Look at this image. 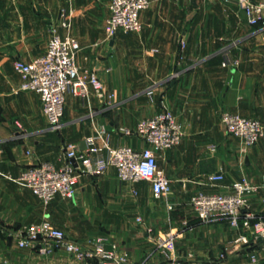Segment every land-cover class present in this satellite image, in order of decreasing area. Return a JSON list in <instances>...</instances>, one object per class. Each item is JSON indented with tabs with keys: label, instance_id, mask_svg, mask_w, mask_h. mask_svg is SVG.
I'll return each instance as SVG.
<instances>
[{
	"label": "crops",
	"instance_id": "0c3cea01",
	"mask_svg": "<svg viewBox=\"0 0 264 264\" xmlns=\"http://www.w3.org/2000/svg\"><path fill=\"white\" fill-rule=\"evenodd\" d=\"M72 1L65 8L72 7L71 34L81 46L77 65L97 73L114 98L68 95L61 126L51 130L39 94L17 90L13 61L44 54L47 23L56 16L59 0H0V239L6 241L4 246L0 240V254L9 264L96 263L59 248L50 254L18 248L3 235L46 220L80 245L97 237L116 243L132 264L164 260L160 241L170 236V257L184 263L217 264L225 254L227 264H264V240L255 241L224 221L201 222L188 204L199 191L228 193L229 184L245 177L256 188L249 210L264 219V141L241 154L240 143L220 122V113L228 111L264 125L263 27L248 24L236 0H151L139 16L141 31H120L105 40L107 0ZM163 109L183 131L176 146L157 153L158 166L170 179L172 219L160 209L161 216L136 222L135 199L145 187L150 192L149 186L135 184L134 194L112 167L101 175L80 176L74 198L57 196L46 206L15 181L34 162L59 167L65 146L85 149V139L101 125L110 147H143L141 139L120 129L133 131L140 119ZM213 174L223 179L210 184ZM244 233L249 243L235 247L233 241Z\"/></svg>",
	"mask_w": 264,
	"mask_h": 264
},
{
	"label": "built area",
	"instance_id": "2783aa9c",
	"mask_svg": "<svg viewBox=\"0 0 264 264\" xmlns=\"http://www.w3.org/2000/svg\"><path fill=\"white\" fill-rule=\"evenodd\" d=\"M150 1L107 0L109 14L104 24L105 40L114 38L120 31H141L139 16L148 9ZM235 4L243 11L248 24L260 25L264 29V0H236ZM55 15L47 23L49 39L44 54L28 62L18 58L13 61V70L20 78L17 90L39 94L41 113L51 130L61 126L68 95L87 98L93 92L99 100L110 101L114 98L112 92L104 89L97 73L82 72L77 65L75 58L80 44L71 34V8L60 7ZM220 114V122L227 134L240 143L241 154L258 141H264V125L258 119L228 111ZM95 132V135L85 139L83 150L67 144L59 167L50 162H34L15 181L36 195L44 206L57 196L62 199L74 198L80 176L101 175L109 167L114 168L120 182L129 185L134 194L136 191L132 186L139 182L148 184L153 199L168 194L170 179L159 168L157 153L176 146L183 136L170 110L163 109L140 119L133 131L120 129L127 136L135 135L141 139L144 146L140 148L127 145L110 147L104 126H99ZM103 152H106L105 157L90 158V155ZM222 179L221 174L208 177L210 184ZM228 188V193L199 191L194 194L190 198L194 217L204 223L224 221L233 229L247 232L255 241L264 240V219L255 217L249 210L248 198L256 188L245 177L233 181ZM248 234H240L233 245L239 247L248 244ZM3 235L14 239L18 248L30 247L43 254H50L59 248L77 260L93 259L95 264H132L129 254L120 250L116 243L97 237L80 245L70 241L63 231L46 220L21 225L15 231L6 229ZM160 246L166 250L165 259L155 264H188L170 257L173 250L171 236L160 241ZM218 260L217 264H227L224 262L225 254H220ZM251 261L255 262L253 255ZM0 264H9L1 254ZM137 264L148 263L141 261Z\"/></svg>",
	"mask_w": 264,
	"mask_h": 264
},
{
	"label": "rangeland",
	"instance_id": "374dc122",
	"mask_svg": "<svg viewBox=\"0 0 264 264\" xmlns=\"http://www.w3.org/2000/svg\"><path fill=\"white\" fill-rule=\"evenodd\" d=\"M72 2H73L72 0H59L60 5H59L58 9L60 7L71 6ZM83 3L86 4V0H84ZM79 50H81V46H80ZM78 66L82 72H90L89 70L86 69V67L80 66L79 64H78ZM84 100H86V99H84ZM140 183H142V182H140ZM171 197H173V195L166 194L163 198L153 199L150 195V192L147 190V187H145L144 192L139 194V196L136 197V199H135V204L137 205L138 209H137V212H135V214H133V218L136 220V222H139L140 219L142 221H144L143 220L144 218L149 221V219L151 220V219H155V217H157V216H161L159 211H160V209H163L165 214H167V216L170 219H172V217H173L172 213H173L174 207L170 203ZM65 200L70 201L71 199H65ZM188 204L191 208V204L190 203H188ZM191 212H192V209H191ZM115 216L116 215H113V217H115ZM75 223L72 222V226L74 228H77L78 224L77 223L75 224ZM74 224L76 225V227ZM0 240L1 241L3 240V244H4V246H6V241H4V239H0ZM4 254L7 257L6 252Z\"/></svg>",
	"mask_w": 264,
	"mask_h": 264
}]
</instances>
